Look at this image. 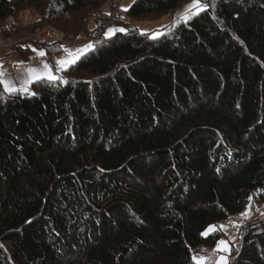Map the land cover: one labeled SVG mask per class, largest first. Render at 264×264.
Segmentation results:
<instances>
[{
	"label": "trees",
	"instance_id": "trees-1",
	"mask_svg": "<svg viewBox=\"0 0 264 264\" xmlns=\"http://www.w3.org/2000/svg\"><path fill=\"white\" fill-rule=\"evenodd\" d=\"M104 1L0 0V22L30 11L34 28L77 35ZM191 1L125 13L174 16ZM200 4L156 39L102 38L36 95L0 84V264H195L222 236L202 233L264 187V0ZM44 45L48 60L61 51ZM231 248V264H264V225Z\"/></svg>",
	"mask_w": 264,
	"mask_h": 264
},
{
	"label": "rangeland",
	"instance_id": "rangeland-1",
	"mask_svg": "<svg viewBox=\"0 0 264 264\" xmlns=\"http://www.w3.org/2000/svg\"><path fill=\"white\" fill-rule=\"evenodd\" d=\"M114 1L116 0H106L99 7L89 11L88 14L82 17V20L79 21L81 24L80 28H83L84 31H81L77 35H74V33H69V36L67 37L64 36L62 32H60L58 24L43 23L39 26L40 28H34L36 26L38 16L34 15L30 11H23L21 14H19L18 17V22H21L20 27H14L12 30L11 28H8V26H11V23H13L12 19L0 22V31L5 29L4 33L0 32V38L2 39V45L0 46V48H2L3 50H7L10 53L14 49L17 50L18 48H20L21 45L26 46L27 44H33L36 46H41L45 49V43L56 42L59 48H61V51L52 56L51 62L47 60L46 62L52 65L54 74L60 76L64 71H55L56 67H58L57 58H70L69 53L65 52L64 48H62L61 45L74 51L75 49L81 48L88 43L98 44L99 42L103 41L102 38H107L105 36V33L111 27L124 28L126 30H139L141 32H151L152 34L157 31L163 33V31H165V29L167 30L168 27H171L175 23H178V21L183 20V16L185 15V8L194 2L191 1L188 4L184 5V7H182L174 16L151 15L144 19L135 20L128 18L124 10L125 8H129L135 0H119V2ZM113 3L117 4L114 6ZM193 10L196 9H189V16H191L192 13L196 12H193ZM27 24H31L32 26L31 28H29V30L24 28V25ZM48 28L53 31V34H51V38L44 40L34 37V33L38 30H46ZM117 33L118 32H116L115 34ZM7 34H10L11 37H8ZM8 44H14V48L10 49ZM11 67V64L4 66L7 71H9ZM250 197H252V200H249L247 206L251 205V210L247 216H242L240 213L216 225L217 230H219V232L222 234L220 239L228 240L230 243V247H232L233 243L237 242L242 232H244L247 228L249 229V231H251L256 228H262L264 225V216L261 215V213H264V187L255 190L250 195ZM245 211L246 209L243 212ZM220 225H224L226 226V228L220 229ZM233 237L235 239H232ZM215 246L211 248H198L195 252V256L203 255L206 257H212ZM220 254L221 253H217L216 255L218 256ZM215 258L216 257H212L213 260ZM231 259L232 258L230 255V262Z\"/></svg>",
	"mask_w": 264,
	"mask_h": 264
},
{
	"label": "snow or ice",
	"instance_id": "snow-or-ice-1",
	"mask_svg": "<svg viewBox=\"0 0 264 264\" xmlns=\"http://www.w3.org/2000/svg\"><path fill=\"white\" fill-rule=\"evenodd\" d=\"M204 8L207 7V5H203ZM195 8L196 12L192 13V15L198 14L201 10L200 6V0H194V2L190 5H188L185 8V15L184 20L187 21L191 17L188 15L189 9ZM127 11V8L124 9ZM127 30L124 28H116L111 27L107 30L105 33L106 37H111L116 32H126ZM142 34H147L143 33ZM162 33L155 32L151 35V39L158 38ZM21 47H31L30 45H21ZM62 48H64V51L69 53L70 58H57V65L55 71L61 72L66 71L71 65H74L78 60L81 59V57L85 56L88 52L93 50L94 44L88 43L81 48H77L74 51L68 48H65L63 45H61ZM33 51H38V54L43 57L46 55L44 50H37L33 49ZM20 64L23 62L20 61ZM19 65H17L18 67ZM24 72L26 75L22 74L21 71H17L15 73V80L20 81V87H17L15 85L14 80L11 78L12 74L8 73L7 70L3 67L2 63H0V84L3 85L4 92L8 93L9 95L15 94L17 92H23L25 94L30 95H36L35 92H30L29 86L37 81L41 80H48V81H56L61 79V77L57 76L53 72V67L47 62H43L40 67H27L24 69ZM249 200H252V197H249ZM251 210V205L247 206L246 211L241 213L242 216H247ZM262 216H264V213H261ZM220 229H225L226 226L220 225ZM217 230V226L210 225L208 229L202 235L207 236L209 233H214ZM232 239H235L234 237ZM232 248L230 247V243L228 240L220 239L216 242V246L213 250L212 257H216L214 260L212 257H206V256H192V260L195 262V264H230L229 257L231 255ZM239 251V249H237ZM217 253H221L220 255H216Z\"/></svg>",
	"mask_w": 264,
	"mask_h": 264
},
{
	"label": "crops",
	"instance_id": "crops-1",
	"mask_svg": "<svg viewBox=\"0 0 264 264\" xmlns=\"http://www.w3.org/2000/svg\"><path fill=\"white\" fill-rule=\"evenodd\" d=\"M1 45H2V39L0 38V46ZM27 45H30L31 47H26V48L20 47L17 50L15 49L13 51L10 50L11 51L10 53L9 51L3 50L2 48H0V63H2L3 67L8 64L12 65L11 69L7 72L12 74L11 78L14 80L15 85L17 87H20V83H21L20 81L15 80V73L17 71H21L22 74L26 75V73L24 72V69H26L27 67H40L43 62H46V60L49 62L52 61V59L48 60L46 58V55L41 57L38 54V51H33V49L45 51L43 47L36 46L33 44H27ZM20 61H22L23 63L20 64L19 63ZM17 65L19 66L17 67ZM1 88L4 90L2 84H1Z\"/></svg>",
	"mask_w": 264,
	"mask_h": 264
},
{
	"label": "built area",
	"instance_id": "built-area-1",
	"mask_svg": "<svg viewBox=\"0 0 264 264\" xmlns=\"http://www.w3.org/2000/svg\"><path fill=\"white\" fill-rule=\"evenodd\" d=\"M51 34H53V31L50 28H48L46 30L45 29H40V30H38L37 32L34 33V37H36L38 39L46 40V39L52 37ZM8 46H9L10 49L14 48V44H8Z\"/></svg>",
	"mask_w": 264,
	"mask_h": 264
}]
</instances>
